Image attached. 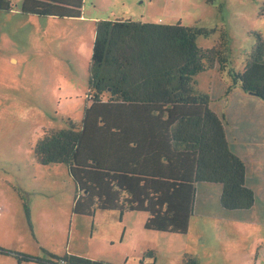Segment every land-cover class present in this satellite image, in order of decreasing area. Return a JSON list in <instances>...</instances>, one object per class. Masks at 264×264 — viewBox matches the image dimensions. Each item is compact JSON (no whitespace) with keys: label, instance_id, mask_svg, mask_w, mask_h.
<instances>
[{"label":"trees","instance_id":"trees-1","mask_svg":"<svg viewBox=\"0 0 264 264\" xmlns=\"http://www.w3.org/2000/svg\"><path fill=\"white\" fill-rule=\"evenodd\" d=\"M55 1L27 0L22 14L43 17V5ZM64 1L73 10L84 2ZM9 7L0 0V11ZM214 33L181 23H96L82 125L44 131L34 150L39 165L67 168L74 215L144 213L146 230L179 236L193 217L264 225V38L254 33L237 71L226 30L212 49L199 47ZM208 72L214 77L201 93L196 77ZM0 255L17 264H109L3 248ZM182 264L201 263L185 255Z\"/></svg>","mask_w":264,"mask_h":264},{"label":"rangeland","instance_id":"rangeland-1","mask_svg":"<svg viewBox=\"0 0 264 264\" xmlns=\"http://www.w3.org/2000/svg\"><path fill=\"white\" fill-rule=\"evenodd\" d=\"M10 2L13 12L0 11V248L109 264H182L185 255H198L201 264H264L263 225L219 227L195 217L179 236L146 230L144 213L74 215L75 185L67 168L44 167L34 157L44 131L82 125L97 22L125 18L215 29L199 38L204 50L226 30L230 63L241 71L254 33L264 38V0H84L85 16L97 19L87 22L74 19L77 10L57 14L51 3L37 17L22 14L23 0ZM213 77L197 76V89L208 92ZM0 264L17 260L0 255Z\"/></svg>","mask_w":264,"mask_h":264},{"label":"crops","instance_id":"crops-1","mask_svg":"<svg viewBox=\"0 0 264 264\" xmlns=\"http://www.w3.org/2000/svg\"><path fill=\"white\" fill-rule=\"evenodd\" d=\"M5 1L8 2V5L10 6L9 8H11L10 13L13 12V11H14V8H13V6L11 5L12 3L10 2V0H5ZM26 2H27V0H23V2H22V8L24 7V5H25ZM51 4H53V8L57 11V14H59V15H61V14H63V13H67V12H69V13H73V12H75V10L70 9V8H68V7L66 6L64 0H58V1H55L54 3H51ZM77 11H78V12H76V13H74V14H75V16H77L78 18H74V19H79V20H81V21H79V22H87L88 19H90V21H97V19H95V18H88V17L85 16V6H84V2H83V4L80 6V8L77 9ZM121 19H125V18H121ZM208 91H209V90H208ZM206 93H208V92H206ZM238 101H239V103H246V102H247V100L244 99V98H238ZM230 103H231V102H226V103H225V106L228 107V106L230 105ZM193 218H195V217H193ZM193 218H192V219H193ZM200 218H208V219L215 220V221L219 222V227H220V225H225V224H228V225H229V224L232 223V222L247 223V222H245V221H238V220H225V221H220V220L213 219V218H210V217H200ZM192 219H191V221H192ZM191 221H190V224H191ZM248 224H253V223H248ZM258 225H259V224H258ZM263 226H264V225H263ZM189 227H190V226H189ZM196 257H198V255H197ZM198 259L200 260V257H198ZM124 264H126V263H124Z\"/></svg>","mask_w":264,"mask_h":264}]
</instances>
